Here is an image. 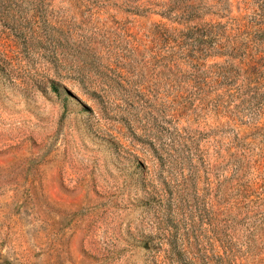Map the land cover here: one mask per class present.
<instances>
[{"label":"rangeland","instance_id":"1","mask_svg":"<svg viewBox=\"0 0 264 264\" xmlns=\"http://www.w3.org/2000/svg\"><path fill=\"white\" fill-rule=\"evenodd\" d=\"M262 27L264 0H0V264H264Z\"/></svg>","mask_w":264,"mask_h":264},{"label":"trees","instance_id":"2","mask_svg":"<svg viewBox=\"0 0 264 264\" xmlns=\"http://www.w3.org/2000/svg\"><path fill=\"white\" fill-rule=\"evenodd\" d=\"M258 28L257 29H259V27L260 26H257ZM263 28V27H262ZM261 29V28H260ZM264 29V28H263ZM260 31H262L263 32V30H260ZM257 56H256V54L255 55H252V56H250V59H252L251 60V65L252 66H257V65H259L258 63H259V58H256Z\"/></svg>","mask_w":264,"mask_h":264}]
</instances>
